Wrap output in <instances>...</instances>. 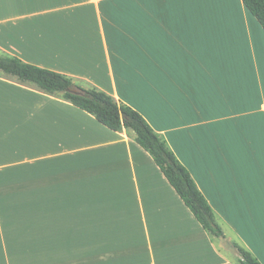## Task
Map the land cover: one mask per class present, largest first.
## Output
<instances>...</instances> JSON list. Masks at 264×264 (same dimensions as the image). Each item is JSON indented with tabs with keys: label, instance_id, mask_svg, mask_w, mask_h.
<instances>
[{
	"label": "crops",
	"instance_id": "0c3cea01",
	"mask_svg": "<svg viewBox=\"0 0 264 264\" xmlns=\"http://www.w3.org/2000/svg\"><path fill=\"white\" fill-rule=\"evenodd\" d=\"M0 51L142 114L189 170L212 239L151 155L0 76V264H264V29L242 0H0Z\"/></svg>",
	"mask_w": 264,
	"mask_h": 264
},
{
	"label": "trees",
	"instance_id": "16d2710c",
	"mask_svg": "<svg viewBox=\"0 0 264 264\" xmlns=\"http://www.w3.org/2000/svg\"><path fill=\"white\" fill-rule=\"evenodd\" d=\"M242 1L264 29V0ZM0 76L61 98L92 115L112 131H125L151 155L209 236L212 239L225 237L212 207L189 170L179 161L166 139L137 110L83 80L35 66L3 51H0ZM234 246L240 254V264H261L247 249L239 244Z\"/></svg>",
	"mask_w": 264,
	"mask_h": 264
}]
</instances>
